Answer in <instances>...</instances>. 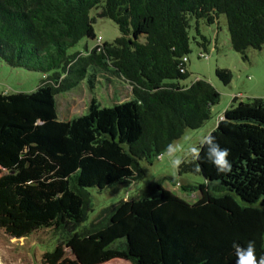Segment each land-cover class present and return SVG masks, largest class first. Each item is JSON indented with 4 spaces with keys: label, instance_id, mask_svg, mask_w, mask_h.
<instances>
[{
    "label": "trees",
    "instance_id": "obj_1",
    "mask_svg": "<svg viewBox=\"0 0 264 264\" xmlns=\"http://www.w3.org/2000/svg\"><path fill=\"white\" fill-rule=\"evenodd\" d=\"M91 9L110 18L119 35L68 52L81 38L95 37ZM220 14L233 50L245 57L247 47L264 45V0H0V60L46 73L31 91L0 92V187L11 186L15 196L0 194V228L7 235L51 229L54 243L41 252L43 264L112 258L236 264L233 242L246 246L249 240L257 258L264 255L262 97L234 96L210 129L230 151L229 173H218L203 153L198 163L186 161L177 170L202 176L198 183L177 182L197 191L196 200L150 181L83 224L91 208L89 187L141 179V160L149 163L186 128L209 118L218 90L203 76L188 84L180 80L189 74L191 22L200 39L192 38L206 49L209 40L198 21L212 24ZM214 73L223 84L232 76L227 68ZM97 76L106 79V88L123 81L128 94L110 105L91 96L85 113L59 119L56 94L83 78L92 89Z\"/></svg>",
    "mask_w": 264,
    "mask_h": 264
},
{
    "label": "rangeland",
    "instance_id": "obj_2",
    "mask_svg": "<svg viewBox=\"0 0 264 264\" xmlns=\"http://www.w3.org/2000/svg\"><path fill=\"white\" fill-rule=\"evenodd\" d=\"M96 10H90V16L95 17L92 23L95 37L81 38L68 49V52H83L85 46L88 49L94 46L98 37L101 42H109L119 35L117 25L110 18L95 16ZM197 27L199 32L209 40V43L206 49L196 44L195 40L200 39V37L196 35L194 21H192L191 27L188 29L190 52L187 54L188 60L186 61L189 74L180 82L188 84L196 77L203 76L218 90L220 95L218 101L210 106V116L202 125L197 128H186L182 135L171 143L176 145L178 149L185 151L190 145L197 144L200 138L207 134L216 123L218 115L228 107L233 96L237 95L238 92H241V96H237V100H246L248 92L263 94V96L253 97L264 99V45L258 49L247 47L244 51L245 57L233 50L229 43L224 14H220L217 22L212 24L199 20ZM192 36L195 37V40ZM140 40L142 41L143 38L140 37ZM199 51L207 52L208 56L206 58L199 57L197 55ZM216 67L227 68L231 71L232 76L227 84H223L216 77L214 73ZM45 75L46 73L39 71L10 66L0 60V92L31 91L45 79ZM115 80V82L110 83L109 88H106V79L97 76L93 88L89 89L85 78H83L69 90L60 91L56 94L57 117L65 119L85 113L86 104L91 96H94L101 105H110L113 100L121 99L124 94H128V90L126 91L124 88L123 81ZM166 151L158 157L152 158L149 163L141 160L143 176L137 181L102 189L89 187L91 208L87 211L86 220L83 224L88 223L100 208L123 197L135 196L150 181H158L163 187L168 188L188 202L196 200L197 191L183 190L177 182L198 183L203 181L202 176L193 173L179 174L167 158ZM177 154L181 155L182 152L178 151ZM4 174L5 171L1 170L0 176ZM0 194L15 198L11 186L0 187ZM53 243L52 232L48 228L33 231L31 234L22 237L9 236L0 228V263L43 264L40 260V254L43 250L50 249ZM66 253L70 256L68 249H66ZM100 264L131 263L121 258H112Z\"/></svg>",
    "mask_w": 264,
    "mask_h": 264
},
{
    "label": "clouds",
    "instance_id": "obj_3",
    "mask_svg": "<svg viewBox=\"0 0 264 264\" xmlns=\"http://www.w3.org/2000/svg\"><path fill=\"white\" fill-rule=\"evenodd\" d=\"M213 131L214 129L203 135L197 144L190 145L186 151L178 149L174 144H169L166 155L171 165L179 170L186 161L198 163L202 159L201 154L203 153L204 158L215 166L218 173H229L231 171V163L228 160L230 151L227 148H221L216 137L212 134ZM178 151L182 154L178 155ZM196 170L199 171V168L197 167ZM232 247L237 258L236 264H264V255L257 258L255 254V241L249 240L246 246L233 242Z\"/></svg>",
    "mask_w": 264,
    "mask_h": 264
},
{
    "label": "crops",
    "instance_id": "obj_4",
    "mask_svg": "<svg viewBox=\"0 0 264 264\" xmlns=\"http://www.w3.org/2000/svg\"><path fill=\"white\" fill-rule=\"evenodd\" d=\"M210 81H211V80H210ZM212 83H214V82L212 81ZM240 93H241V92H238L237 95H234V96H235V97H237V96H241ZM234 96H233V97H234ZM253 96H263V94H253L252 92H251V93L248 92V96H247L248 98H249V97H253ZM215 124H216V123H215ZM215 124H214V125H215ZM214 125H213V126H214Z\"/></svg>",
    "mask_w": 264,
    "mask_h": 264
},
{
    "label": "built area",
    "instance_id": "obj_5",
    "mask_svg": "<svg viewBox=\"0 0 264 264\" xmlns=\"http://www.w3.org/2000/svg\"><path fill=\"white\" fill-rule=\"evenodd\" d=\"M198 55L199 56H204V57H207V55L206 54H203L202 52H199L198 53ZM186 58L185 57H183V60H185ZM219 118L221 117V116H218Z\"/></svg>",
    "mask_w": 264,
    "mask_h": 264
},
{
    "label": "bare ground",
    "instance_id": "obj_6",
    "mask_svg": "<svg viewBox=\"0 0 264 264\" xmlns=\"http://www.w3.org/2000/svg\"><path fill=\"white\" fill-rule=\"evenodd\" d=\"M1 264V263H0Z\"/></svg>",
    "mask_w": 264,
    "mask_h": 264
}]
</instances>
